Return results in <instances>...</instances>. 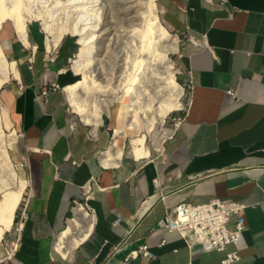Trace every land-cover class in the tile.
<instances>
[{
    "label": "crops",
    "instance_id": "0c3cea01",
    "mask_svg": "<svg viewBox=\"0 0 264 264\" xmlns=\"http://www.w3.org/2000/svg\"><path fill=\"white\" fill-rule=\"evenodd\" d=\"M156 3L165 28L184 40L178 66L187 102L173 115L183 120L142 158L119 134L121 162L108 165L101 155L114 135L112 118L93 130L65 90L81 74L70 66L78 39L65 34L51 51L38 22L29 21L26 50L15 31L4 32L17 73L0 88V106L18 130L27 182L0 238V264H222L231 250L240 255L231 264H264V0ZM86 185L92 194L84 199ZM213 196L245 204L237 242L204 249L161 228L178 203ZM75 199L92 211L93 223L64 255L56 243L74 217ZM17 233L15 253L4 258V238ZM140 245L153 256L132 255Z\"/></svg>",
    "mask_w": 264,
    "mask_h": 264
},
{
    "label": "bare ground",
    "instance_id": "6f19581e",
    "mask_svg": "<svg viewBox=\"0 0 264 264\" xmlns=\"http://www.w3.org/2000/svg\"><path fill=\"white\" fill-rule=\"evenodd\" d=\"M30 1L33 0H0V27L6 18L12 19L19 38L26 43L28 41V31L27 18L23 15L24 11L29 12L31 16L40 15L39 11L36 13L32 11V5L30 6L32 2ZM139 3L140 0L128 1L127 7L133 13L136 26L134 23L131 24L132 27L129 29L131 36L127 37L128 40L130 37L127 52L124 55L121 53L118 55L116 60H114V68L110 65L109 69L105 67L103 59H105L108 52L107 46L104 43L100 44V42H97L104 37L103 32L96 31V28H99V11L94 0H67V3L61 5L64 7L69 5L76 9L77 15L73 16V18L71 17V21L66 19L61 21L56 30L52 31V36L47 37L46 43L48 49L51 50L64 33H78L80 47L74 59V67L77 71L83 73V78L67 85L65 90L72 108L81 115L83 121L92 124L93 130L102 121L101 114L107 110L108 104L112 100H119L121 103L128 105L130 117L127 120L128 122H126L127 127L140 129L137 117V111H140L147 129L154 128L156 130L154 140L158 146H161L162 138L159 136L157 128L164 122V118L170 110L182 106L183 87L175 77L177 67L170 57L171 52L178 50V36L175 33H170L162 24L158 15L156 0H142V4L138 5ZM58 9L57 7L51 8V11H45L42 17L46 16L60 20L61 16L58 15ZM22 12L24 13L22 14ZM49 20L48 18L44 20V27L47 29H50L52 23ZM95 37L99 39L94 40ZM151 66L156 71L149 69L150 73L146 72L148 71L147 68ZM158 70L163 71L165 75L157 72ZM13 71H15V62L8 60L0 45V87ZM148 77L151 78L149 82L153 81V78L157 79L156 81L159 82L161 88H156V86H159L157 82V85L154 87V84H152V89L148 91L146 89ZM166 86L169 88V94L164 90ZM88 89L94 93V96L101 99V108L88 107L83 101L78 99L79 93L85 94ZM147 94L150 97L151 95L158 96V98L155 96L156 101L152 99L156 103L155 107L151 106L153 102L149 100V96V99L147 98L148 103H138L141 96L143 95L142 98L144 99ZM125 95L129 96V101H123ZM147 107L150 110H154L155 115L149 117L145 113ZM182 110L185 109L183 108ZM122 132L123 129L116 128L110 145L104 150L103 154L101 153V159L104 164L108 165L122 157L123 150L117 138ZM169 132L166 131V135ZM15 133L16 130L12 129L11 134ZM131 152L135 158L149 155L150 150L146 145L145 134L142 133L134 137ZM2 159L8 164L6 158L4 159L3 157ZM7 167V165L5 168L3 167L4 170ZM9 170L7 171L10 172ZM20 180L21 182L16 189H12L10 186L2 189V197L0 198V238L3 234V226L11 223L14 218L16 206L26 185L27 180L21 178ZM87 189L89 194L86 195V198L92 194V188L87 187ZM92 215V211L86 210L78 202L74 209V217L70 219L69 226L63 230L56 243L59 251L64 255H68L79 241L88 234L91 229V223H93Z\"/></svg>",
    "mask_w": 264,
    "mask_h": 264
},
{
    "label": "rangeland",
    "instance_id": "374dc122",
    "mask_svg": "<svg viewBox=\"0 0 264 264\" xmlns=\"http://www.w3.org/2000/svg\"><path fill=\"white\" fill-rule=\"evenodd\" d=\"M94 1L96 2V5H97L98 11H99L98 12V14H99V18H98L99 28H96V31L103 32V37H104L101 39L95 37L94 40L99 39L97 42H100V44H102V43L106 44V46H107L106 49L108 52L105 56V59H103V61L105 63V67L107 69L110 68L109 65L114 68L115 67V64H114L115 61L114 60H116L118 55L120 53L124 55L127 52L128 43L130 41V37H129V40L127 39V37L131 36L129 29H131V27H132L131 24L134 23L136 20L134 19L133 13L128 10L127 4H128L129 0H94ZM30 2L33 3V4L30 3V6L32 5L31 6L32 11L35 13L37 11H39L40 15H38V16L32 15L31 16V14L29 12H26V11H24L25 13L22 12V14L24 13L23 15L27 18V24L29 21L38 22L40 28H42L44 34L46 35L45 36L46 39H47V37L52 36V31L56 30L57 26H59L61 24V21L65 20V19L67 21H71L72 20L71 17L73 18V16L77 15L76 9H73L69 5H67L65 7L61 6V5H64L65 3H67V0H36V1L33 0ZM141 2H142V0H140V3L138 5H141L142 4ZM156 2H157V0H156ZM55 7H57V9H58V7H61L58 9V11H59L58 15L61 16L60 20L52 19L51 17H46V16L42 17V14H44L45 11L49 12V11H51V8H55ZM157 11H158V8H157ZM28 13L30 16L28 15ZM105 13H107V14H105ZM45 18L50 19L49 22L52 21V23L50 25V29H47L44 27ZM108 21H109V23H108ZM2 24H3V26L0 27V45L3 48L8 60L13 61V60H15V58H14L13 54H11V52L8 53V47L6 46V44H7L6 37L9 36L11 34V32H13V34L15 36V34L17 32L14 30L12 19L6 18ZM134 25L136 26L135 23H134ZM9 26L11 27L10 29H9ZM12 29H13V31H12ZM8 31L10 33H8ZM14 31L16 33H14ZM4 32L6 33V37H5ZM169 32L174 34V32H171V31H169ZM65 34H73L75 36V38H77V39L79 37L78 33H76V32L75 33L66 32L63 35H65ZM17 35H18V33L16 34L15 38L17 41H19ZM126 39L128 40V42ZM183 41L184 40L178 35V50L170 53V57L174 61V65L177 67V72L175 74V77H176L177 81L183 87V93L181 96L182 106L170 110L166 114V116L164 118V122L161 124V126L159 128H157V130L159 132V136L162 138L161 146H158L154 140V137H155L154 135H155L156 130H154V128H151L150 130L147 129V126L143 122V118L141 116L140 111H137V117H138V121L140 124V129L138 130L136 128H128L127 127L126 122H128L127 120L130 117V115H129L130 112H129L127 104H123L119 100H116V101L112 100L110 102V104H108L107 110L102 112V114H101V119H102V121L100 122L101 124L105 123L104 116H110V118H112L111 120H109V122L113 123L112 129H111V134H114V131L116 128L123 129V132L120 134H125L124 136L126 137V145H127L128 150L130 149V152H131V148H132V140L134 139V137H136L142 133L145 134L146 145L150 151L155 150V148L160 149L162 147V143L165 141V139L169 135V133L166 135V131L167 132L172 131L171 130V128H172V117H173L174 113L182 111L184 106H186L187 87L179 80L180 68L178 66V59L180 57V54L183 52ZM19 42L21 43V41H19ZM23 42H24V45H23V43H21L22 48L29 50L30 49L29 41H27V43L25 41H23ZM77 42H79V41H77ZM79 47H80V44L78 43L77 51L79 50ZM77 51H76V54H77ZM76 54L73 57V60L70 63V66L74 67V59L76 57ZM152 68H154V67L151 66L150 68H147L148 71H146V72H149L150 70L153 71L155 69V68L154 69H152ZM74 69H75V67H74ZM154 71H156V70H154ZM78 72H80V71H78ZM157 72H161V74L165 75V73L163 71L158 70ZM16 73H17V70L15 67V71H13L11 74H9L10 78L7 79V81L12 79L13 77H11V76L13 74H16ZM81 74L77 75L76 79L78 81H79V79L83 78V73L81 72ZM147 79H148V81L146 82L147 83L146 89L148 91H150L152 89V84H154L153 86L155 87L157 85L158 81H156L157 79L155 80V78H153L152 79L153 81L149 82V80L151 78L148 77ZM154 81H156V82H154ZM4 83H6V81ZM4 83L2 85H4ZM158 85H159V82H158ZM157 87L161 88V85L156 86V88ZM188 87H190V86H188ZM168 89L169 88H167V86L164 88L165 92L167 91V94H169ZM89 90L90 89H88L85 92V94L79 93L78 99L80 101H83V103L88 107L101 108L102 107L101 106L102 105L101 99L94 96L93 95L94 93H92V91L91 90L89 91ZM151 94H152V92H151ZM142 96H141L138 103H148L149 98H150L149 100H151V101H152V99L153 100L155 99V101H156V97L158 98V96H156V95H151V97L154 96L151 98L147 94L143 99ZM148 96H149V98H148ZM129 99H130L129 96L125 95L123 98V101H129ZM152 102H151L152 103L151 106L155 107L156 103L154 101H152ZM0 105H2L1 102H0ZM71 108H72V106H71ZM74 113L78 117L81 118V115L76 110H74ZM145 113H147V115L149 117H151L152 115H155L154 110H150V108H148V107L145 110ZM114 122H116V124H114ZM100 123L97 126H99ZM6 124H8V125H6ZM87 124H89L93 128V126L90 122ZM6 126H8V127H6ZM12 129L16 130L15 134H11ZM0 135H2V136H0V198H1L2 197V189H4L7 186H10L12 189H16L17 186H19V184L21 182L20 178L27 180L26 165H25L24 160H23L24 154H23L22 150L21 151L19 150L18 141L16 139V137L19 139L18 130L16 129L10 114L8 113V117H7L5 112L2 110L1 106H0ZM3 157H4V159L6 158V160L8 161V164L2 159ZM2 160H3V163H2ZM3 164H4V166H3ZM6 165L8 167L6 168V170H4ZM7 170H9L10 172H8ZM23 191H24V189H23ZM22 195H23V192H22ZM22 195H21V197H22ZM17 206H16V208H17ZM15 214H16V209H15L14 215ZM13 220H14V218H13ZM13 220H12V222H13ZM12 222L4 225L3 228L4 229L8 228L12 224Z\"/></svg>",
    "mask_w": 264,
    "mask_h": 264
},
{
    "label": "built area",
    "instance_id": "2783aa9c",
    "mask_svg": "<svg viewBox=\"0 0 264 264\" xmlns=\"http://www.w3.org/2000/svg\"><path fill=\"white\" fill-rule=\"evenodd\" d=\"M210 3L214 0H208ZM223 1V0H222ZM33 54L30 61H32ZM31 66V65H30ZM190 90L193 88L192 80ZM46 93V90L43 91ZM183 120V116L177 115L172 117V128L178 127ZM90 185L83 186L82 195ZM87 199V198H84ZM78 200H74V207L78 205ZM245 204L237 200H223L217 196H213L206 201L190 202L182 201L172 207L161 219L160 226L164 231L176 230L186 240L187 244L200 243L204 249H213L223 247L231 242H237L242 237L244 228L243 209ZM91 209V208H90ZM24 215V210L22 211ZM15 231L21 229V223L17 224ZM19 244L18 233L4 239L6 255L4 258L11 257ZM143 254L153 256V253L140 245L132 255ZM240 255L237 250L227 252L222 259V264H231L239 260ZM119 264H124L120 262Z\"/></svg>",
    "mask_w": 264,
    "mask_h": 264
},
{
    "label": "water",
    "instance_id": "95a60500",
    "mask_svg": "<svg viewBox=\"0 0 264 264\" xmlns=\"http://www.w3.org/2000/svg\"><path fill=\"white\" fill-rule=\"evenodd\" d=\"M107 120V117L106 116H104V121H106Z\"/></svg>",
    "mask_w": 264,
    "mask_h": 264
}]
</instances>
